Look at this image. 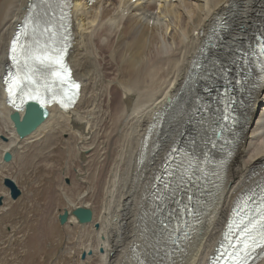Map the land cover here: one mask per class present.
Returning a JSON list of instances; mask_svg holds the SVG:
<instances>
[{
  "label": "bare ground",
  "instance_id": "6f19581e",
  "mask_svg": "<svg viewBox=\"0 0 264 264\" xmlns=\"http://www.w3.org/2000/svg\"><path fill=\"white\" fill-rule=\"evenodd\" d=\"M30 2L0 0L2 170L5 151L22 152L26 145L37 147L42 139L49 147L56 135L68 133L86 164H75L77 176L72 175L76 179L69 185L74 196L68 197L72 191L66 195L70 192L66 185L61 193L69 203L64 210L69 214L66 225L91 228L93 237L83 248L85 262L206 264L232 209L264 184V106L259 116L253 113L246 118L239 141L225 137L220 144L211 137L215 120L197 114L215 105L204 90L221 84L229 70H241L238 52L252 47L256 32L264 30V0H75L76 39L69 62L75 78L83 82L82 97L73 110L48 107L50 116L44 125L21 140L10 119L13 108L7 104L2 82L10 42ZM221 21L225 25L219 30ZM261 91L264 94V83ZM261 100L257 95L245 103L255 112ZM146 137H151L153 155L141 165ZM178 142L188 143L205 159L209 150L218 147L224 159L233 157L219 160L228 164L218 172L220 181L208 212L188 245L171 256V234L155 221L149 196L155 172ZM68 167L65 180L72 169ZM77 208L92 211L91 224L76 221L72 212Z\"/></svg>",
  "mask_w": 264,
  "mask_h": 264
},
{
  "label": "snow or ice",
  "instance_id": "6c2138e0",
  "mask_svg": "<svg viewBox=\"0 0 264 264\" xmlns=\"http://www.w3.org/2000/svg\"><path fill=\"white\" fill-rule=\"evenodd\" d=\"M71 6V0H36L29 5L21 30L10 42L9 58L12 69L3 77L7 102L13 108L22 110L29 100L35 101L41 107L55 104L65 111L75 104L80 84L72 79L71 69L65 62ZM256 41L251 54L255 57L261 76L264 77V36H257ZM248 75L246 72L244 78ZM236 83L242 84L243 80ZM224 97L219 101L223 108L216 127H220L221 121L225 125L229 121L235 122L230 111L232 101L227 90ZM179 152V149H173L163 165L162 175L154 177L159 183L166 177L179 174L178 181H172L176 185L174 192L184 189L185 184H194L196 172H203L195 149L182 154ZM164 187L169 189L172 185L165 182ZM187 199L189 203L184 205V212L195 215V210L191 207L193 196L188 195ZM249 200L253 198L250 197ZM161 224L165 229L170 227L163 221ZM189 227V223L184 221L183 228ZM183 228L177 223L171 227V234L183 231ZM184 235L187 236V232H184ZM230 236L232 239H229ZM224 239L227 247L221 245L223 250L212 264H219L221 260L224 264H250L254 253L258 249H264V189L255 201V206L229 224Z\"/></svg>",
  "mask_w": 264,
  "mask_h": 264
},
{
  "label": "rangeland",
  "instance_id": "374dc122",
  "mask_svg": "<svg viewBox=\"0 0 264 264\" xmlns=\"http://www.w3.org/2000/svg\"><path fill=\"white\" fill-rule=\"evenodd\" d=\"M91 94H88V97ZM261 98H264V94ZM262 106H264V100H261L258 104L259 115V112L264 110ZM56 137L49 147L45 145L44 139L39 142V146L37 145L38 149L35 146L36 143H33L34 146L33 144L26 145V148L22 149L24 150L23 153L21 151L15 153L14 160L16 158L18 160L16 159L6 165L3 170L0 169V196L4 195L5 197L6 195L4 205L0 208V264H89L85 262L86 259H82V254L85 253L83 250L84 245L87 242L89 244L90 239L93 237L91 228L81 227L76 223L61 226L58 219L59 214H62L66 210L65 208L69 207V203L63 196L64 194L61 193L63 192L62 189L68 186L70 192L67 191L66 195L72 191V195H68L70 198L75 194L73 193L74 189H71L69 185L72 183L71 180L76 179V177L71 179L72 175L77 176L74 167L79 163H83L79 155L80 146L78 145L79 148L77 149L74 147V141L70 140L68 133L64 135L59 133ZM67 143L69 145H66ZM52 144L56 146V149ZM28 146L33 149V152L30 151V148L28 149ZM41 149H44V151H41ZM29 151L39 158L28 153ZM68 154H70V157ZM32 155L35 157L34 160H32ZM29 158L36 163L31 162ZM27 160L28 162H26ZM69 160L72 162H68ZM66 164L72 167V169L68 167L70 169V172L68 171L70 180L68 178L65 180V177H63L66 176L65 172L68 166ZM84 164L86 163L84 162ZM56 165L59 167L57 168ZM5 176L14 179L22 190V195L17 201H12L8 197L9 191L3 186ZM52 203L57 206L54 207ZM52 206L53 209H51Z\"/></svg>",
  "mask_w": 264,
  "mask_h": 264
},
{
  "label": "water",
  "instance_id": "95a60500",
  "mask_svg": "<svg viewBox=\"0 0 264 264\" xmlns=\"http://www.w3.org/2000/svg\"><path fill=\"white\" fill-rule=\"evenodd\" d=\"M16 109V108H15ZM24 111L23 118L20 112ZM49 116L48 109L38 107V104L32 102L23 105L22 110L16 109V112L11 115V120L15 125L16 133L20 139H24L37 131V129L46 121ZM3 141L7 142L5 138ZM12 154L6 153L4 156V162L9 163L12 161ZM4 186L10 191V198L16 201L21 195L22 191L18 188L17 184L11 178L5 177L3 180ZM4 197H0V207L3 205ZM72 215L76 217L80 224H87L92 220V211L84 208L75 209ZM69 214L64 212L59 216L60 224L63 226L68 222ZM86 257L83 254L82 259Z\"/></svg>",
  "mask_w": 264,
  "mask_h": 264
}]
</instances>
